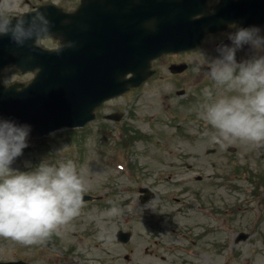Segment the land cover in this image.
Here are the masks:
<instances>
[{"label":"rangeland","instance_id":"1","mask_svg":"<svg viewBox=\"0 0 264 264\" xmlns=\"http://www.w3.org/2000/svg\"><path fill=\"white\" fill-rule=\"evenodd\" d=\"M262 34H264L263 30ZM216 49L217 43H211L210 40L208 45L193 55L194 60L192 61L194 64L192 73L194 75L196 72L194 71L195 66L200 65L202 67V71H200L201 77H199L201 81L200 79L197 80L195 77H192L191 83L188 85V89L195 95L196 100L186 105L185 103H179L178 97H174L171 100L174 105L172 107L173 112H180L181 114L179 119L173 120L167 118L162 113L163 108L169 102L166 94L171 92L172 88H176V86L170 84L171 82L167 79L161 78L153 85L148 86L149 88H147L141 97V107L138 106L141 110V116H145V119L138 118L129 121L136 128L154 135L153 141L140 142L138 145L139 153L134 155V158L136 157L139 162L148 167L147 172L153 173L156 170L152 157H160L158 156L160 152H165V161L159 167H165L166 170L171 171L173 168L166 164L174 161L176 169L180 171V174L175 175L171 181L167 179V175H162L164 182L155 184L154 189L157 191V196L154 203H158L161 199V194L166 191L176 194L180 193L179 195L188 197L189 199L204 197L209 201L221 199L219 196L227 200L236 195L235 203H237L239 201L237 195L240 193L236 191L235 193L229 187L216 185L219 178L222 175L225 177L231 172H237L236 168L239 171L241 180H244L247 173L253 170L258 173H264V146H256L238 140L231 143L216 142L212 139L214 130L206 122L205 124L202 122L200 113L201 106L205 102L204 89H210L214 95L229 94L223 88L217 87L203 73L208 70V60L218 55ZM210 53L215 55L209 57V55H212ZM14 76L16 75H12V77ZM130 97L131 95H128L125 99H130ZM125 103L126 101H124L123 106L128 105ZM159 115L160 118L158 117ZM178 124H182L183 127H179ZM57 133L54 134L56 136L55 142L50 141L49 143V140H42V138L34 139V146L30 147L31 149L26 147L23 150V154L14 161L11 167L14 170L31 171L43 160H49L57 164L61 161L72 160L76 163L78 169L83 171L86 180V191L94 190V192H97V189H100L104 184L106 174L110 177L108 180H111L120 189L115 195L111 197L106 196L102 201L87 202L84 204L80 215L60 229V234L63 236L55 234L53 242L63 250L73 244L74 236H72V233L74 232L91 230L93 232H105L115 230L114 225L108 223L109 221L107 219L119 217L122 214H129L128 212L132 208L125 206L124 203H128L131 198H134V193L131 191V188L138 184L133 178L122 175L124 171L116 169V175L114 170L111 171L107 167L103 156L94 151L97 142H95L94 138H90L88 132L76 133L62 130ZM48 137H51V135L44 138ZM70 138L71 143L67 142V139ZM229 144L237 146L238 149L235 152L228 151L227 147ZM164 148L167 149L164 150ZM209 148L217 149L214 155L206 154V150ZM51 150L52 152H50ZM113 152L114 150L111 151V153ZM178 152L192 153L199 156L196 159L194 157L189 160L186 159V161L192 162V169L190 171L186 168L185 162H181L170 155V153L175 155ZM125 156L127 155L125 154ZM214 172L220 175L217 180L215 177L211 178ZM198 174L203 175L202 182H197L196 175ZM146 181L149 183L148 179ZM242 182L244 183L245 181ZM197 191L200 193H197ZM261 192L264 198V189ZM245 198L246 192L244 191L241 193L240 200H244ZM108 203L109 206H107ZM164 203L167 202L164 201ZM112 208L117 209V213L114 215L109 214ZM188 213L190 212L182 210L177 215L186 216ZM252 216L253 213L251 210L240 213V227L247 226L248 219H251ZM183 221L185 222V220ZM262 230H264V221L261 224ZM99 237H92V239L96 240ZM258 238L259 236H256L251 241L241 243L240 248L247 254V259L254 254L255 264H264V240ZM256 239L257 244L253 243ZM253 248H256L254 252ZM63 254L57 250L46 252L42 249L41 243L26 246L11 239L0 237V260L24 258L36 264H53L52 260L56 262L64 260L62 258ZM89 256L91 258L98 257L97 260H99L101 254H90Z\"/></svg>","mask_w":264,"mask_h":264},{"label":"clouds","instance_id":"2","mask_svg":"<svg viewBox=\"0 0 264 264\" xmlns=\"http://www.w3.org/2000/svg\"><path fill=\"white\" fill-rule=\"evenodd\" d=\"M15 0H0V36H9L18 47L35 39V45L50 34L51 21L40 11L30 20L14 16ZM65 23H68L65 21ZM155 21L146 25L154 29ZM230 44L217 47V56L203 73L223 88L214 95L205 88L201 118L214 130L216 142L240 141L264 146V34L259 26L238 27ZM247 45L254 54L237 60ZM66 47H74L69 41ZM194 71H202L196 65ZM31 128L0 119V237L30 246L40 244L78 217L84 204L86 180L72 160L58 164L43 160L31 171L11 165L28 147ZM117 213L116 208L109 211Z\"/></svg>","mask_w":264,"mask_h":264}]
</instances>
